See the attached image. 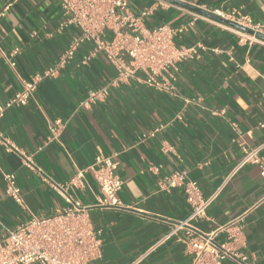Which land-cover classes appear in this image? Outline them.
Masks as SVG:
<instances>
[{"label":"crops","instance_id":"1","mask_svg":"<svg viewBox=\"0 0 264 264\" xmlns=\"http://www.w3.org/2000/svg\"><path fill=\"white\" fill-rule=\"evenodd\" d=\"M128 1L140 15L158 0ZM178 2L183 5L169 2L143 19L148 29L178 28L199 16L175 39L177 47L196 51L172 72L171 93L135 79L117 82L118 72L104 55L83 65L92 48L84 43L56 78L39 84L28 106L6 111L0 132L9 145L31 156L41 173L0 144V240L5 229L24 224L30 214L55 215L68 206L69 196L92 206L90 219L102 233L101 259L91 264H196L185 230L151 250L190 215L184 188L162 186L168 175L187 171L205 198L219 192L206 219L192 225L193 235L220 232L217 245L228 244L247 258L244 264H264V178L247 165L225 186L244 151L264 144V45L242 43L232 26L185 7L205 13L239 10L264 25V0ZM61 19L60 0H0V106L22 91L24 81L57 64L78 35L75 27L58 33ZM103 88L106 100L81 108L90 91ZM98 156L114 158L124 183L121 209L96 206L101 192L88 168ZM82 172V187L58 192L50 185H67ZM3 174L16 176L29 211L7 197ZM239 218L243 240L234 246L228 232L235 229H219ZM223 264L241 263L229 258Z\"/></svg>","mask_w":264,"mask_h":264},{"label":"built area","instance_id":"2","mask_svg":"<svg viewBox=\"0 0 264 264\" xmlns=\"http://www.w3.org/2000/svg\"><path fill=\"white\" fill-rule=\"evenodd\" d=\"M60 3L62 19L57 27L58 33L75 27L78 35L71 40L57 64L24 81L22 91L0 106V120L7 110L28 106L39 84L46 79L56 78L74 59L84 43L91 44L92 48L82 60L83 65L87 66L99 54L104 55L118 72L117 82L135 79L155 90L167 93L174 90L172 72L177 70L179 63L195 54V47H177L175 39L194 25L199 18L198 15H194L192 22L178 28L160 25L148 29L144 25L143 19L150 16L158 7H168L170 5L168 1L158 0L144 8L140 15H135L131 11L128 0H60ZM208 13L253 32L251 35L232 27L240 36V42L264 45V40L257 36H264V25L255 23L239 10L224 12L215 9ZM17 52L18 50H15L11 57ZM215 52L219 53L218 50ZM10 65L12 68L16 66L13 61H10ZM138 74L143 75V78ZM107 96L106 88L92 90L80 106L85 110L92 109L106 100ZM221 114L224 115V112ZM56 125L60 129L63 128L61 121H57ZM0 144L6 147L7 152L21 155L29 169L41 173L35 168L31 156L26 157L21 150L9 145L1 132ZM263 149L264 144L245 150L241 162L231 171L225 186L247 165L257 167L260 177L264 178V157L261 156ZM88 171L92 173L101 192V198L98 199L96 206L106 210L121 209L123 206L119 194L124 183L117 175L114 158L98 156ZM83 177L84 172L78 174L67 185L62 186L54 182H50V185L55 191L64 192L67 186L82 187ZM3 179L7 197L17 206L29 211L16 176L3 174ZM162 186L165 189L184 188L191 211L186 220L173 225V229L151 248L152 251L185 230V240H190L192 248L197 253L196 264H223L229 258L241 264L246 262L247 258L239 257L228 248V244L219 246L215 243V238L220 232L193 235L192 225L206 219L207 211L219 192L205 198L199 184L189 177L187 171H176L168 175L164 178ZM66 201L68 206L53 216L40 217L30 214V219L24 224L13 230L5 229V235L0 240V264H91L101 259L102 233L90 219L89 211L92 206H86L69 196ZM242 224L243 218H239L219 231L235 229V232L228 233L231 243L236 246L243 240Z\"/></svg>","mask_w":264,"mask_h":264},{"label":"water","instance_id":"3","mask_svg":"<svg viewBox=\"0 0 264 264\" xmlns=\"http://www.w3.org/2000/svg\"><path fill=\"white\" fill-rule=\"evenodd\" d=\"M166 1L171 2V3H174V4H178V5H183L182 3L178 2V1H175V0H166ZM184 6H185V5H184ZM185 7H187V8H189V9L193 10L194 12H196V13H198V14H203V15L210 16L211 18H213V19H215V20H217V21H220V22H222V23L228 24V25L234 27L235 29H238V30H240V31H242V32H245V33H247V34H251V35L253 34V32L250 31V30H247V29H245V28H243V27H240V26H238V25H236V24L226 22V21H224V20H222V19H220V18H217V17H215V16H213V15H211V14H209V13H205V12L199 10V9L192 8V7H188V6H185ZM257 36H258L259 38H261V39L264 40V36H261V35H257Z\"/></svg>","mask_w":264,"mask_h":264}]
</instances>
